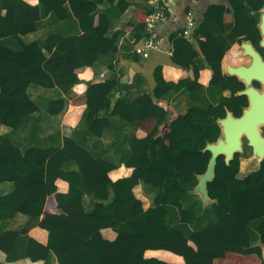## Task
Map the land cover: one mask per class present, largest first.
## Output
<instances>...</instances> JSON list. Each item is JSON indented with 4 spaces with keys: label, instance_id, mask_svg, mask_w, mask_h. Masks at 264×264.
<instances>
[{
    "label": "trees",
    "instance_id": "1",
    "mask_svg": "<svg viewBox=\"0 0 264 264\" xmlns=\"http://www.w3.org/2000/svg\"><path fill=\"white\" fill-rule=\"evenodd\" d=\"M66 1L38 0L36 5H30L23 0H0V39L9 36L19 39L35 31L41 5L45 15L53 12L59 20L67 19ZM106 1L111 6L117 5L120 12L131 2L147 4L136 10L139 23L131 26L135 31L134 48L143 47L148 37L143 33L146 17L152 11L149 0ZM222 1L227 4L207 7L202 22L194 30L197 48L179 35L182 31L171 38L172 60L181 69L158 66L154 71L153 95L143 94L131 103L122 101L123 83L115 79L112 65L108 69L114 76L92 81L97 74L94 63L98 56L116 51V38L122 31L106 38L109 18L106 13H93L91 1L70 3L82 30L80 35L63 38L52 34L42 45L22 43L20 51L0 46V125L14 130L26 118L41 115V109L27 95L30 85L58 88L66 94L83 81L86 89L70 99L65 124L75 127L87 112L85 124L95 137H100L110 126L112 116H118L145 134L142 138L134 136L130 143L131 156L121 164L131 168L132 173L115 181L108 173L119 167L94 158L72 138L64 137L59 149L29 148L21 153L9 139L0 136V183L14 184L12 193L0 195V207L13 202L11 212L0 213V219L17 212L40 219L33 231L0 234V253L7 256L19 236L29 233L25 258L28 264H44L49 251L55 255L57 264H180L145 257L148 250L179 256L181 264H264L262 249L251 245L247 229L250 222L260 220L256 232L264 245V161L258 168L257 160L247 158V149L245 157H241V174L258 169L244 178L237 177L239 153H235L228 165L224 156L217 158L214 177L207 183L208 197L214 201V221L185 233L164 221L167 205L177 208L182 223L195 218L193 211L182 208L180 198L185 189L179 181L186 175L205 172L211 154L203 149L220 137L217 119L225 117L226 109L234 117H240L247 105L245 96H236L244 88L243 83L223 74L221 66L228 60L234 66L248 63V58L239 57L236 49L226 53L222 34L224 24L230 22L235 36L250 41L260 50L257 25L264 0ZM212 27L220 33L216 38L210 36ZM199 35L206 36L205 40L196 39ZM198 55L211 71L208 86L228 90L230 96L222 97L218 104L206 110L191 107L185 115H179L164 95L169 91L192 92L202 87L198 82L199 69L194 63ZM164 69L172 79L164 78ZM115 87L119 88V95L114 100L109 94ZM157 107L167 108L171 112L169 118L156 117ZM63 110V99L47 105L51 116ZM169 111L165 115L168 116ZM69 161L77 163L79 172L62 170V165ZM139 181L159 190L153 208L144 210L141 201L134 196L132 190ZM109 190L113 194L110 200ZM85 191L97 200L91 214L83 209ZM106 228L116 233L114 240L103 238L101 230ZM161 254L162 258L177 259Z\"/></svg>",
    "mask_w": 264,
    "mask_h": 264
},
{
    "label": "crops",
    "instance_id": "2",
    "mask_svg": "<svg viewBox=\"0 0 264 264\" xmlns=\"http://www.w3.org/2000/svg\"><path fill=\"white\" fill-rule=\"evenodd\" d=\"M23 1L30 5H36L38 3V0ZM74 1L79 0H67L64 5L69 13V17L65 20H59L53 12L45 15L41 5V16L40 20L36 22V30L19 36V39L13 36L2 38L0 39V46L9 48L12 51H20L22 50V43L29 44L31 42H37L39 45H42L45 42V39L52 34L59 35L63 38L80 35L82 30L80 29L78 20L70 8V3ZM88 1H91L94 4L92 9L93 13H106L109 18V25L105 35L106 38L110 39L117 31H122L116 38V51L100 54L98 56L96 62L94 63V69L97 74L93 75L92 81L99 82L107 77L109 78L112 75L114 76V74H112L108 69V67L112 65L115 68V79L118 82L123 83L120 94L123 102L131 103L143 94L153 95V86L151 89V86L147 82L146 78L142 74L136 73L131 69V63L133 62L140 65L146 62L145 58H142L135 53L133 46L135 31L132 30L131 26H136L139 23V20L136 17V10L143 7V5L147 6V4L131 2L124 12H120L117 5L111 6L106 0ZM166 3V19L163 22L158 23L152 29L158 42V49L168 52L171 55V58L173 49V42L171 38L176 33H181V31L185 28L188 15H191V18L194 21V26L190 30V34L187 37H181L185 38L189 43L197 48L193 33L202 22L207 7L212 4H227L226 1L222 0H167ZM245 7L248 12L252 14L250 6L246 4ZM262 9L259 12V17ZM1 14H4V11ZM232 26L233 25L230 22L224 24L222 37L225 40L226 53H229L232 49H236L237 52H239V57L248 58L242 55L240 48L241 44L246 41L240 40V38L233 34ZM143 33H146L145 30ZM209 33L213 38L220 35L214 27L211 28ZM205 37L206 36L204 35H199L196 39L203 41L205 40ZM135 57H137V59H135ZM194 63L199 69L198 82L202 84V87L192 92H187L186 90H181L179 92L169 91L164 95L165 98L168 99L172 109L179 115H185L191 107H199L206 110L208 107L218 104L222 97L230 96V92L228 90L208 86L207 83L211 77V71L208 69L206 62L201 55H198L194 59ZM248 63H240L239 65H247ZM226 64L232 65L229 60L222 64V73L225 75H227ZM175 70L179 69L175 68ZM163 75L165 79H172V77L167 75V71L165 69L163 71ZM188 75L191 78L193 77V74L190 71L188 72ZM177 76L178 75H175L174 77L177 78ZM86 86L87 84L81 81L64 94L58 88L46 89L36 85H30L27 88V95L41 109V115L38 118H26L20 122L18 127L14 130L7 126L0 125V136H5L9 139L11 143L21 151V153H24L29 148L59 149L63 145V138L69 137L72 138L78 145L89 151L94 158L105 160L119 167L118 169L112 170L108 173V176L112 181L122 177H127L132 173V169L126 168L121 164L126 162L131 156L130 143L134 136L142 138L145 136L144 133L137 130V128L132 126L129 122L120 119L118 116L110 117V126L103 131L100 137H95L88 130V127L85 124L87 112L84 113L83 118L75 127L70 128V126L63 122L64 117L70 108V99L82 93L86 89ZM118 91L119 88H113L109 96L114 97L115 100L119 95ZM236 96L238 95L236 94ZM57 99H63L64 110L58 115L51 116L47 112V105ZM153 100H155L154 97ZM167 111H169L167 108L161 109L157 107L154 115L158 118H169L171 112L169 111L167 116L165 115ZM226 111L228 110L226 109L225 113ZM100 116H103V112H101ZM243 156L245 157L244 152L240 154V167L237 174L238 178L248 176L252 172L256 171L260 166L258 163V168L256 170L247 174H241V157ZM248 157H253L251 151L247 158ZM62 170L79 172L78 165L75 161L65 162L62 165ZM114 172L118 173L114 176ZM197 176L198 175L189 174L179 181L181 186L185 189L184 195L180 198L182 208L193 211L195 218L190 220L188 223H182L180 222L176 207L167 205L165 209L164 221L170 227L178 228L184 233L189 232V230L190 232L196 230L198 228L197 226L204 227L215 220L212 210V204L214 201L211 200L210 202L204 203L200 193L195 191L197 185L199 184ZM13 190L14 184L12 182L0 183L1 196L8 195L12 193ZM132 191L134 196L141 201L142 208L144 210L155 206V199L159 192L157 188L145 184L143 181H139V183L134 186ZM112 197L113 194L109 190L108 200ZM96 202L97 200L91 194H88L86 191L84 192L82 196V205L85 213L91 214L95 208ZM12 203L13 202L5 205L4 207H0L1 215L11 212V209L13 208ZM39 220L40 219L37 216H27L17 212L7 219H0V234L6 231L16 233H20L22 230H27L29 232L33 231L37 228ZM259 222L260 220L250 222L247 229L250 233L251 245L260 246L264 258V245L260 243L259 235L256 232V227ZM194 227L197 228L194 229ZM101 234L104 239L109 241L116 238V233L111 228L102 229ZM29 238V233L20 235L16 246L7 256L0 253V263L28 264L25 258ZM161 253L170 254L177 259H173L172 257L162 258L160 257L162 255ZM144 255L148 258L156 257L170 263L181 264L182 262L181 257L161 250H148ZM44 264H57L56 257L52 251L48 252V256Z\"/></svg>",
    "mask_w": 264,
    "mask_h": 264
},
{
    "label": "water",
    "instance_id": "3",
    "mask_svg": "<svg viewBox=\"0 0 264 264\" xmlns=\"http://www.w3.org/2000/svg\"><path fill=\"white\" fill-rule=\"evenodd\" d=\"M258 30L260 34L258 46L264 49V8L260 13ZM240 48L242 55L249 58V64L238 66L226 64V72L228 76L236 77L243 83L244 88L236 94L246 96L249 100V107L243 109L240 117H234L230 111H226L224 118L217 119L221 131L220 137L214 143H207L203 149V151L210 152L211 156L205 172L197 176L199 184L195 191L200 193L204 203L211 201L208 197L207 183L214 177L217 158L224 156V162L228 165L235 153L243 152V138L247 140L252 156L257 158L259 165L264 161V137L259 129L260 125H264V60L250 41L243 42ZM158 66L181 69V66L172 60L168 52L158 49L150 51L144 64L131 63V69L142 74L151 89L153 86L152 91L156 86L154 71ZM253 80L260 82L262 91L252 86Z\"/></svg>",
    "mask_w": 264,
    "mask_h": 264
},
{
    "label": "built area",
    "instance_id": "4",
    "mask_svg": "<svg viewBox=\"0 0 264 264\" xmlns=\"http://www.w3.org/2000/svg\"><path fill=\"white\" fill-rule=\"evenodd\" d=\"M166 1L167 0H149V5H151L152 11L147 15L145 23V32L148 37L143 47L137 49L134 48L135 53L142 58L146 59L151 50L158 49V42L152 28L166 19ZM193 26L194 21L191 18V15H188L185 28L182 31V36L187 37L190 34V30Z\"/></svg>",
    "mask_w": 264,
    "mask_h": 264
},
{
    "label": "flooded vegetation",
    "instance_id": "5",
    "mask_svg": "<svg viewBox=\"0 0 264 264\" xmlns=\"http://www.w3.org/2000/svg\"><path fill=\"white\" fill-rule=\"evenodd\" d=\"M256 50L260 53V55L262 56V58H263V60H264V49H260V50H258L257 48H256ZM249 64V63H248ZM247 64V65H248ZM252 86L254 87V88H256V89H258L259 91H262V85L260 84V82H258V81H256V80H253L252 81ZM246 101H247V105H246V108H248L249 107V100H248V98L246 97ZM243 140V139H242ZM247 151H248V156L250 155V150H248L247 149ZM244 154H245V151H244ZM249 159L251 160V157H249Z\"/></svg>",
    "mask_w": 264,
    "mask_h": 264
},
{
    "label": "rangeland",
    "instance_id": "6",
    "mask_svg": "<svg viewBox=\"0 0 264 264\" xmlns=\"http://www.w3.org/2000/svg\"><path fill=\"white\" fill-rule=\"evenodd\" d=\"M259 129H260L261 135L264 137V125H260ZM242 148H243V151L245 149H248L251 151V147L248 146V142L245 138H243L242 140Z\"/></svg>",
    "mask_w": 264,
    "mask_h": 264
},
{
    "label": "bare ground",
    "instance_id": "7",
    "mask_svg": "<svg viewBox=\"0 0 264 264\" xmlns=\"http://www.w3.org/2000/svg\"><path fill=\"white\" fill-rule=\"evenodd\" d=\"M244 152V151H243ZM251 159H255V160H257V158H254V157H251ZM257 162H258V160H257Z\"/></svg>",
    "mask_w": 264,
    "mask_h": 264
},
{
    "label": "clouds",
    "instance_id": "8",
    "mask_svg": "<svg viewBox=\"0 0 264 264\" xmlns=\"http://www.w3.org/2000/svg\"><path fill=\"white\" fill-rule=\"evenodd\" d=\"M183 31V30H182ZM181 36H182V33L180 34ZM184 37V36H183ZM158 50H160V49H158ZM148 58V57H147ZM147 58L145 59V60H147Z\"/></svg>",
    "mask_w": 264,
    "mask_h": 264
}]
</instances>
